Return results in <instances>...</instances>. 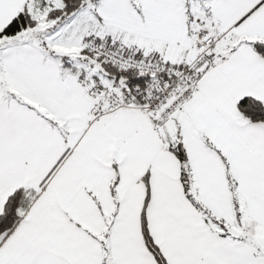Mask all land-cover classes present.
Returning a JSON list of instances; mask_svg holds the SVG:
<instances>
[{
	"label": "snow or ice",
	"instance_id": "1",
	"mask_svg": "<svg viewBox=\"0 0 264 264\" xmlns=\"http://www.w3.org/2000/svg\"><path fill=\"white\" fill-rule=\"evenodd\" d=\"M0 264H264V0H0Z\"/></svg>",
	"mask_w": 264,
	"mask_h": 264
}]
</instances>
